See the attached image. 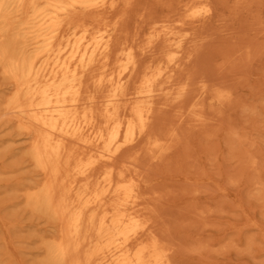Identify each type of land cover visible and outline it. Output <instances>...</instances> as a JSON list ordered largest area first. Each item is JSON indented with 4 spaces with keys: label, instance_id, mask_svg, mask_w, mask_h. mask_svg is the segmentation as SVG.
I'll list each match as a JSON object with an SVG mask.
<instances>
[{
    "label": "bare ground",
    "instance_id": "obj_1",
    "mask_svg": "<svg viewBox=\"0 0 264 264\" xmlns=\"http://www.w3.org/2000/svg\"><path fill=\"white\" fill-rule=\"evenodd\" d=\"M145 1L0 0V122L34 172L12 190L53 228L34 234L36 264H177L150 171L184 144L185 123L208 137V114L231 101L189 69L230 0H154L159 14Z\"/></svg>",
    "mask_w": 264,
    "mask_h": 264
},
{
    "label": "rangeland",
    "instance_id": "obj_2",
    "mask_svg": "<svg viewBox=\"0 0 264 264\" xmlns=\"http://www.w3.org/2000/svg\"><path fill=\"white\" fill-rule=\"evenodd\" d=\"M233 2L216 1L218 14L228 20L224 26L206 24L210 37L189 68L195 78L225 88L231 101L220 114H208V137L197 128L190 131L185 123L184 144L168 164L150 171L157 189L168 194L159 208L169 224L165 236L178 247L177 264H264V0L245 7ZM145 3L150 12L160 13L154 0ZM5 89L0 80V102ZM3 120L0 264H36L34 234L53 228L19 206L21 197L12 184L28 183L34 172L22 156L23 136ZM183 152L190 159L179 162ZM18 163L17 172H7Z\"/></svg>",
    "mask_w": 264,
    "mask_h": 264
}]
</instances>
